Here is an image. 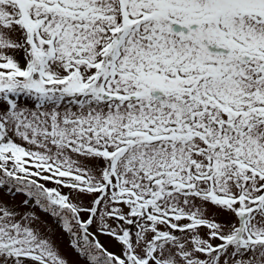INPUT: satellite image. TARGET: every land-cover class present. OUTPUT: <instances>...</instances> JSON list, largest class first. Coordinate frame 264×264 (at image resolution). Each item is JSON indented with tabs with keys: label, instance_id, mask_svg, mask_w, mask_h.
<instances>
[{
	"label": "snow or ice",
	"instance_id": "6c2138e0",
	"mask_svg": "<svg viewBox=\"0 0 264 264\" xmlns=\"http://www.w3.org/2000/svg\"><path fill=\"white\" fill-rule=\"evenodd\" d=\"M0 264H264V0H0Z\"/></svg>",
	"mask_w": 264,
	"mask_h": 264
}]
</instances>
